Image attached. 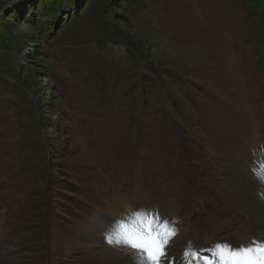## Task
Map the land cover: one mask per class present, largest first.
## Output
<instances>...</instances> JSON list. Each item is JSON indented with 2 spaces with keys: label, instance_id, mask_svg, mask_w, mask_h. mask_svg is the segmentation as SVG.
Wrapping results in <instances>:
<instances>
[{
  "label": "rangeland",
  "instance_id": "rangeland-1",
  "mask_svg": "<svg viewBox=\"0 0 264 264\" xmlns=\"http://www.w3.org/2000/svg\"><path fill=\"white\" fill-rule=\"evenodd\" d=\"M15 1L0 0V264H134L105 233L146 211L178 229L163 264L257 234L264 0Z\"/></svg>",
  "mask_w": 264,
  "mask_h": 264
},
{
  "label": "snow or ice",
  "instance_id": "snow-or-ice-1",
  "mask_svg": "<svg viewBox=\"0 0 264 264\" xmlns=\"http://www.w3.org/2000/svg\"><path fill=\"white\" fill-rule=\"evenodd\" d=\"M252 171L264 182V164L259 171L255 168ZM177 232L175 221L157 223L156 215L133 214L129 218L118 220L105 233V241L130 253L134 264H141V261L146 264H163L168 255L166 245L174 239ZM209 251L212 252V257H202L200 251L189 244L182 264H264V241H251L239 250L227 245H216Z\"/></svg>",
  "mask_w": 264,
  "mask_h": 264
},
{
  "label": "bare ground",
  "instance_id": "bare-ground-1",
  "mask_svg": "<svg viewBox=\"0 0 264 264\" xmlns=\"http://www.w3.org/2000/svg\"><path fill=\"white\" fill-rule=\"evenodd\" d=\"M243 181V180H242ZM259 216L261 217L262 216V220L261 219H257V218H255V222L257 223V227H258V232H257V234L256 235H254V236H256V237H258V238H253L254 236H253V234L252 233H250V234H248V235H246L247 236V239H246V241L245 242H243V243H241V242H234V241H232V242H230L229 244V246L232 248V249H234V250H239L240 248H241V246H247L251 241H257V242H259V241H264V221H263V219H264V207L260 210V212H259ZM260 217H258V218H260ZM249 223V222H248ZM245 234V233H244ZM260 238H262V239H260ZM220 243H222V242H218V243H212V247L211 248H214V246L215 245H217V244H219V245H226V242H223L222 244H220ZM243 244V245H242ZM241 245V246H240ZM199 245H193V248L194 249H197V250H199ZM209 248V247H208ZM200 251V254L202 255V253H201V250H199ZM116 256V255H115ZM113 264H117L116 262L114 263L113 262Z\"/></svg>",
  "mask_w": 264,
  "mask_h": 264
},
{
  "label": "water",
  "instance_id": "water-1",
  "mask_svg": "<svg viewBox=\"0 0 264 264\" xmlns=\"http://www.w3.org/2000/svg\"><path fill=\"white\" fill-rule=\"evenodd\" d=\"M21 1H23V0H16L15 3H17V2H21Z\"/></svg>",
  "mask_w": 264,
  "mask_h": 264
}]
</instances>
